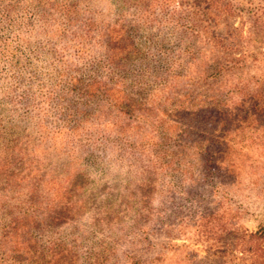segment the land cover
<instances>
[{
	"label": "rangeland",
	"instance_id": "374dc122",
	"mask_svg": "<svg viewBox=\"0 0 264 264\" xmlns=\"http://www.w3.org/2000/svg\"><path fill=\"white\" fill-rule=\"evenodd\" d=\"M262 228L264 0H0V264H256Z\"/></svg>",
	"mask_w": 264,
	"mask_h": 264
},
{
	"label": "trees",
	"instance_id": "16d2710c",
	"mask_svg": "<svg viewBox=\"0 0 264 264\" xmlns=\"http://www.w3.org/2000/svg\"><path fill=\"white\" fill-rule=\"evenodd\" d=\"M233 238L235 239V243L233 244V247L235 249H241V252H257L261 251L262 255L264 256V228L260 229L259 232L256 234L248 235L244 232L235 230L233 234ZM253 246H256L253 248ZM52 254H54V257H52V261L48 264H57L60 261V254L57 253L56 250L51 251ZM159 261V260H156ZM29 264H37L35 262L29 261ZM256 264H264V261L262 260H256Z\"/></svg>",
	"mask_w": 264,
	"mask_h": 264
}]
</instances>
